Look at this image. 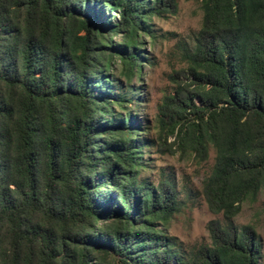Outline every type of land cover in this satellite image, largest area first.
Listing matches in <instances>:
<instances>
[{
	"label": "trees",
	"instance_id": "16d2710c",
	"mask_svg": "<svg viewBox=\"0 0 264 264\" xmlns=\"http://www.w3.org/2000/svg\"><path fill=\"white\" fill-rule=\"evenodd\" d=\"M200 1L186 80L158 106L175 150H214L202 194L220 218L185 249L165 232L174 185L139 178L130 108L141 35L175 2L0 0V264H259L233 218L264 190V0Z\"/></svg>",
	"mask_w": 264,
	"mask_h": 264
},
{
	"label": "rangeland",
	"instance_id": "374dc122",
	"mask_svg": "<svg viewBox=\"0 0 264 264\" xmlns=\"http://www.w3.org/2000/svg\"><path fill=\"white\" fill-rule=\"evenodd\" d=\"M173 2L175 6L169 4L167 11L160 16H152L148 22L150 33L141 35L144 65L141 73L133 78L137 90L130 108L139 126L136 139L141 145L140 161L144 165L139 178H145L154 185L165 179L174 185L179 209L167 220L165 232L175 236L182 247L190 249L209 241L207 223L211 219L220 218V215L209 211L202 194L203 180L214 163V150L210 148L208 158L201 162L191 155L181 154L179 150H175L173 137L168 132L166 135L159 122L158 106L163 97L174 94L177 85L175 81L186 80L184 74L176 72L188 67L187 55L195 48L202 24L200 0ZM108 16L112 21L118 20L116 14L104 10L102 17ZM120 33L113 34V38L119 39ZM119 63L114 57L113 68L109 73L115 74ZM263 202L264 190H261L254 201L242 204L233 221L237 225L254 224L264 252ZM259 264H264V255Z\"/></svg>",
	"mask_w": 264,
	"mask_h": 264
}]
</instances>
